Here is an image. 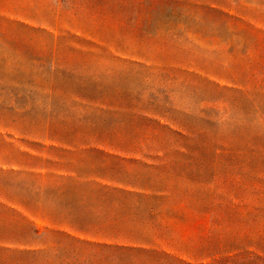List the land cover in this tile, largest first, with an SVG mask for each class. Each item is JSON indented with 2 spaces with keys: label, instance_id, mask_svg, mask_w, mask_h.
<instances>
[{
  "label": "rangeland",
  "instance_id": "1",
  "mask_svg": "<svg viewBox=\"0 0 264 264\" xmlns=\"http://www.w3.org/2000/svg\"><path fill=\"white\" fill-rule=\"evenodd\" d=\"M135 1L0 0V169L40 167L22 155L48 160L39 154L42 148L61 139L69 146L57 147L75 152L72 159L87 170L143 176L151 179L138 183L143 186L195 189L206 203L248 206L254 200L251 189L264 182V82L242 89L238 81H247V68L264 45L254 49L249 43L240 57V43L247 40L238 34L243 27L189 8ZM216 1L223 12L264 34V17L255 9L264 0ZM107 106L140 108L151 117L165 114L174 130V124L184 126L190 141L199 135L201 143L218 142L219 151L164 156L138 137L135 155L111 151L124 163L107 164L82 151L99 144L95 140L138 136L131 130L122 134L129 119ZM0 184L10 188L14 180L0 175ZM2 226L0 220V235ZM177 229L183 240L184 228ZM62 258L70 259L66 264H91L82 254Z\"/></svg>",
  "mask_w": 264,
  "mask_h": 264
},
{
  "label": "trees",
  "instance_id": "2",
  "mask_svg": "<svg viewBox=\"0 0 264 264\" xmlns=\"http://www.w3.org/2000/svg\"><path fill=\"white\" fill-rule=\"evenodd\" d=\"M144 1L148 7L189 8L243 27L238 34L246 35L247 40L240 43L244 48L238 54L240 57L245 55L249 43L254 49L264 45V36L259 37L264 35L261 31L254 30L240 17L223 12L219 1ZM235 2L236 5L239 0ZM259 7L255 9L264 17V6ZM261 23L264 25V21ZM132 32L137 34L138 29ZM72 38L78 39L77 36ZM232 51L233 47L229 51L231 57ZM261 60L264 61V47L257 61L246 67L247 81H238L242 89L252 81L264 82V63L258 62ZM146 70L155 68L146 67ZM161 71L172 73L175 69ZM74 98L84 101L80 96ZM106 109L113 110L114 114L120 111L129 119L121 128L122 134L128 130L138 134L130 139L95 140L99 144L82 151L95 154L107 164L124 163V159L110 154L111 151L135 155L138 151L133 149V144L141 141L138 137L153 142L154 152L164 156L219 151L218 142L201 143L199 135L190 141L184 126L174 124L177 128L174 130L165 114L151 117L140 108L107 106ZM118 112L116 114H120ZM101 144L110 150H99L97 147H102ZM65 145L69 146L57 139L51 146L43 147L39 154L48 156V160L27 155V159L35 160L40 167L26 164V171L0 169L2 177L14 180L12 190L0 184V215L25 214L40 218L59 231L60 246L71 248L76 255H86L91 264H264V182L251 189L254 200L248 206L206 203L200 200L203 193L199 190L143 186L138 183L151 179L121 178L94 166L87 170L83 162L72 159L75 152L57 147ZM262 153L264 157V149ZM198 215H208L207 222L202 223ZM178 227L184 228L183 240L177 236ZM22 239L23 235L15 238L0 235V264L36 263L37 253L18 249L25 245Z\"/></svg>",
  "mask_w": 264,
  "mask_h": 264
},
{
  "label": "crops",
  "instance_id": "3",
  "mask_svg": "<svg viewBox=\"0 0 264 264\" xmlns=\"http://www.w3.org/2000/svg\"><path fill=\"white\" fill-rule=\"evenodd\" d=\"M22 155V154H21ZM24 154L22 156H26ZM23 165V164H22ZM10 166L9 169L4 171H26V167ZM10 187L9 190H12ZM0 202H2L0 200ZM0 220L5 223L4 235L9 238H15V236L23 235V242L25 245L18 249L37 253L36 263L30 264H66L69 263V258H62L64 255H76V252H72L71 248H66L58 244L59 236L58 230L49 226L45 221L36 216L30 215H0ZM2 234V235H3ZM12 248H16L11 246ZM68 259V260H66Z\"/></svg>",
  "mask_w": 264,
  "mask_h": 264
}]
</instances>
